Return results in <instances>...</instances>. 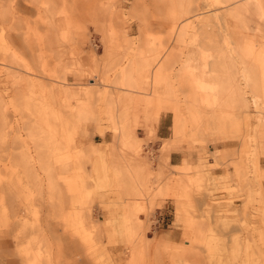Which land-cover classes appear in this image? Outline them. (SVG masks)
<instances>
[{
    "label": "rangeland",
    "instance_id": "1",
    "mask_svg": "<svg viewBox=\"0 0 264 264\" xmlns=\"http://www.w3.org/2000/svg\"><path fill=\"white\" fill-rule=\"evenodd\" d=\"M10 257L264 264V0H0Z\"/></svg>",
    "mask_w": 264,
    "mask_h": 264
},
{
    "label": "crops",
    "instance_id": "2",
    "mask_svg": "<svg viewBox=\"0 0 264 264\" xmlns=\"http://www.w3.org/2000/svg\"><path fill=\"white\" fill-rule=\"evenodd\" d=\"M161 128H163V125H162V119L159 121V124H158V128H157V133L159 134V131L161 130ZM161 135V134H160ZM163 137V136H162ZM174 154L175 153H171L170 154V163L172 165H174L172 162H173V157H174ZM12 249V248H11ZM10 252V249H8V254ZM11 258V257H10ZM17 260H15L13 257L11 259H8V264H17Z\"/></svg>",
    "mask_w": 264,
    "mask_h": 264
},
{
    "label": "bare ground",
    "instance_id": "3",
    "mask_svg": "<svg viewBox=\"0 0 264 264\" xmlns=\"http://www.w3.org/2000/svg\"><path fill=\"white\" fill-rule=\"evenodd\" d=\"M203 6H204V5H203ZM195 8H196V7H195ZM203 8H204V7H203ZM219 9H220V8H219ZM194 10H195V9H194ZM196 11H197V10H196ZM203 11H205V10H203ZM203 11H202V12H203ZM206 11H207V10H206ZM239 11H240V10H239ZM205 13H206V12H205ZM198 15H199V14H198ZM209 15H210V14H209ZM203 17H204V16H203ZM209 17H210V16H209ZM190 28H191V27H190ZM244 78H245V77H244ZM244 78H243V79H244ZM223 154H224V153H223ZM254 166H255V165H254Z\"/></svg>",
    "mask_w": 264,
    "mask_h": 264
}]
</instances>
